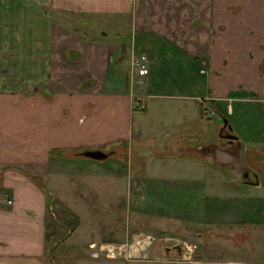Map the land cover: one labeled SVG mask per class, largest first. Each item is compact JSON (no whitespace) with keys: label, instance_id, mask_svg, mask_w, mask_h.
<instances>
[{"label":"crops","instance_id":"obj_1","mask_svg":"<svg viewBox=\"0 0 264 264\" xmlns=\"http://www.w3.org/2000/svg\"><path fill=\"white\" fill-rule=\"evenodd\" d=\"M57 14L93 21L81 19L76 31L63 18L53 21ZM1 15L39 21L0 23L10 32L0 33L1 48L25 44L36 52L11 53L2 59L10 69H0V264H54L43 259L47 184L20 164L45 165L47 191L63 183L64 170L50 169L58 162L107 172L80 153L117 158L131 136L135 98L175 97L199 112L201 83L217 108L215 102L227 111L231 102L264 104V0H0ZM105 21L118 36L127 29L147 52L146 74L131 70L128 38L121 54L118 41L107 42Z\"/></svg>","mask_w":264,"mask_h":264},{"label":"rangeland","instance_id":"obj_2","mask_svg":"<svg viewBox=\"0 0 264 264\" xmlns=\"http://www.w3.org/2000/svg\"><path fill=\"white\" fill-rule=\"evenodd\" d=\"M62 18L76 31L84 28L81 19L93 21L75 14H57L53 21ZM38 19L1 15L0 23ZM103 25L109 44L122 46L130 38L127 29L118 36L110 23ZM6 31L0 33L8 38ZM129 40V51L132 47L135 55L147 57ZM22 45L0 47V69H10L3 60L11 53L35 55V47ZM120 46L119 54L125 48ZM37 57L42 58L41 46ZM180 67L188 77L186 67ZM196 79L202 82L200 75ZM36 81L35 91H40L41 80ZM201 85L195 93L201 115L194 102L184 108L175 97L144 99V108L132 113L131 136L117 158L83 159L107 172L58 162L50 169L64 170L63 183L55 180L58 190L47 191L46 166L20 164L47 184L45 223L52 235L43 259L54 264H264V104L231 102L228 112L224 103L215 102L258 182L253 185L249 174L250 184H243L240 170L216 163L209 154L210 146L223 148L225 142L218 137L222 118L208 106L212 101L204 98ZM183 244L192 248L187 254Z\"/></svg>","mask_w":264,"mask_h":264},{"label":"water","instance_id":"obj_3","mask_svg":"<svg viewBox=\"0 0 264 264\" xmlns=\"http://www.w3.org/2000/svg\"><path fill=\"white\" fill-rule=\"evenodd\" d=\"M222 124H226V119L225 118H222ZM228 128L230 129L229 125H228ZM226 138L229 139V140H232V139H237L234 135L232 134H229V135H226ZM242 150H243V147L241 145H239V149H238V152H237V156L236 157H230L229 155H227L225 152L221 151L220 149L218 148H214L213 149V156H214V161L220 165H224V164H227L228 162H231L232 161V164H233V167L235 168V170H240L241 172L246 168L245 164H244V159H243V154H242ZM80 155H82L83 157L85 158H88V159H92V160H103L106 158L107 156V153H104L102 152L101 150H97V149H94V150H83ZM241 176L244 178H246L247 176V172H244L241 174ZM256 178V176L254 175V179ZM245 180H243L244 182ZM247 183V182H245ZM250 183V182H249ZM253 185H258V182L257 180L255 179L253 182H252ZM178 246H175V248H177ZM182 249L186 252H188V250H186L184 247H182Z\"/></svg>","mask_w":264,"mask_h":264},{"label":"flooded vegetation","instance_id":"obj_4","mask_svg":"<svg viewBox=\"0 0 264 264\" xmlns=\"http://www.w3.org/2000/svg\"><path fill=\"white\" fill-rule=\"evenodd\" d=\"M220 131L218 132V137L223 141V142H225V146L223 147V148H218V149H220L221 151H223V152H225L227 155H229L230 157H236L237 156V152H238V149H239V145H240V143L238 142V140L237 139H232V140H229V139H227L226 138V135H229V134H232L231 133V129H229L228 128V124L226 123V124H222V122H221V124H220ZM233 135V134H232ZM233 142H234V144H233ZM213 146H210V153L209 154H211V157H212V159L214 160V156H213ZM244 159V158H243ZM244 164H245V162H244ZM223 165V164H222ZM225 166H228V167H231V168H234L233 167V164H232V161L231 162H228L227 164H224ZM246 166V165H245ZM235 169V168H234ZM244 172H247V176H246V178H244V182L242 181V183L243 184H250L249 182V179L247 178L248 176H249V174L250 175H252V176H254V174H253V172L251 173L250 172V170L247 168V166H246V168L241 172V174L242 173H244ZM245 182H247V183H245Z\"/></svg>","mask_w":264,"mask_h":264},{"label":"built area","instance_id":"obj_5","mask_svg":"<svg viewBox=\"0 0 264 264\" xmlns=\"http://www.w3.org/2000/svg\"><path fill=\"white\" fill-rule=\"evenodd\" d=\"M130 66H131V70L132 69H136L137 72H139L140 74L144 75L146 74L147 72V69L145 67V63H146V57L144 54H138V55H135L133 53V50L131 48V51H130ZM131 108L135 111H138V110H141L144 108V103L143 101H141L140 99L138 98H135L132 103H131ZM6 203H9V201H7ZM184 248L186 250H190L191 251V247H187V245H184Z\"/></svg>","mask_w":264,"mask_h":264},{"label":"trees","instance_id":"obj_6","mask_svg":"<svg viewBox=\"0 0 264 264\" xmlns=\"http://www.w3.org/2000/svg\"><path fill=\"white\" fill-rule=\"evenodd\" d=\"M208 106L211 107L213 110H215L219 114L220 118L224 117L223 113H221V111H219V109L214 105L213 102H209ZM199 113H200V115L201 114H204V110L202 108H200V107H199ZM111 153L112 152H108V155H110ZM41 186H42V184H41ZM43 191H44V193H46V190L45 189ZM69 224H71V225L74 226L75 225V222H69ZM46 226L47 225H45V228H46ZM51 235H52L51 233H47L45 231V233H44V241H45V244H47L49 242V240L51 238Z\"/></svg>","mask_w":264,"mask_h":264}]
</instances>
